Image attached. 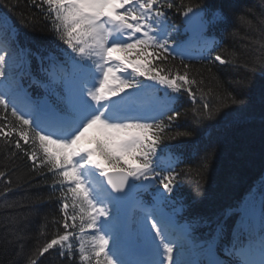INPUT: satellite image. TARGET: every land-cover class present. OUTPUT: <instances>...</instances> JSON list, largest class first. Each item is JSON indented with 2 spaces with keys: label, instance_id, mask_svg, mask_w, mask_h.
Instances as JSON below:
<instances>
[{
  "label": "snow or ice",
  "instance_id": "snow-or-ice-1",
  "mask_svg": "<svg viewBox=\"0 0 264 264\" xmlns=\"http://www.w3.org/2000/svg\"><path fill=\"white\" fill-rule=\"evenodd\" d=\"M28 4L50 22L59 43L17 54L13 46L19 30L0 17V142L6 156L22 153L33 171L51 174V193L59 192L62 213L56 223L64 231L39 245L26 264H38L45 254L72 260L77 252L81 264H200L185 258L186 245L203 248L205 264H264V212L257 232L249 205L242 204L229 210V217L235 216L230 228L226 220L217 222L208 240L194 244L191 226L177 227L165 211L186 179L194 181L199 195L216 155L215 146H205L197 153L195 168L181 167L188 146L171 142L192 140L242 103L238 94L250 89L257 75L264 76V44L251 63H241L235 53L225 55L206 33L209 26L227 22L228 13L221 7L209 16L204 5L184 0ZM6 6L14 10L19 0H7ZM173 8L184 17L185 31H192L208 53L197 59L244 68L247 75L233 81L231 90L211 75V68L207 78L192 75L182 55L187 42L177 41L179 28L169 23L167 10ZM20 16L23 27H34V16ZM233 18L249 26L255 19L264 28V0L257 17L242 11ZM176 55H181L183 71L167 66ZM156 85L164 89L162 95ZM182 94L191 101L190 114L176 106ZM7 177L0 171L5 184L0 197L13 191L14 182ZM141 191H150L152 200L140 199ZM130 208L139 215L130 218ZM26 215L0 221V253L24 238L27 225L19 221ZM228 235L221 256L216 249ZM22 251L21 245L17 255Z\"/></svg>",
  "mask_w": 264,
  "mask_h": 264
},
{
  "label": "trees",
  "instance_id": "trees-1",
  "mask_svg": "<svg viewBox=\"0 0 264 264\" xmlns=\"http://www.w3.org/2000/svg\"><path fill=\"white\" fill-rule=\"evenodd\" d=\"M15 2V0H12ZM179 3V0H175ZM7 0H0L2 8L24 32V37L30 44H47L54 37L51 26L43 14L28 4V0H19V6L14 10L6 6ZM184 3H199L208 6L223 7L228 13L225 23L216 24L210 28L212 34L220 33V47L225 55L235 53L240 62L251 63L259 54L257 49L264 44V28L254 19L249 26L234 20L233 14L247 12L251 17H257L260 12V0H184ZM21 12L28 17H35L34 27L25 28L21 23ZM169 19L178 28H185L182 15L173 8L168 11ZM234 30L236 34L233 35ZM180 30L176 35L179 38ZM222 37L224 38L223 42ZM187 64L186 62H184ZM190 71L197 79L207 78L211 75L218 77L224 88L232 89V82L247 75L244 68L232 65L221 66L217 63L191 62ZM183 71L181 61L176 58L169 60L167 65ZM242 103L226 110L217 120L210 122L201 129L192 140H181L179 143L187 145L190 158L188 167L195 168L197 153L205 146L213 145L216 149L215 158L205 175L203 187L199 195L192 179L183 181L182 188L189 199L192 211L200 217L214 221L228 210H233L243 195L253 186L260 183L264 174V76L257 75L250 89L239 93ZM191 104L184 111H189ZM23 143V142H21ZM191 156V155H190ZM0 171H6L9 179L14 183L13 191L7 197H0V221L14 219L18 214L26 213L20 218V223L26 224V234L22 240L5 246L6 251L0 253L3 264H26V258L35 249L50 240L58 228L59 216L57 206L51 193V176L44 170H32V162L23 154L14 158L6 156V149L0 142ZM43 171L45 174H39ZM5 187L0 180V189ZM51 194V199L49 196ZM42 197L43 199H39ZM39 200V203H36ZM16 202L22 207L7 208L6 204ZM32 208V211L29 209ZM229 213V211H228ZM4 234L3 225L0 224V236ZM2 243V241H0ZM22 245L23 251L17 255ZM38 264H70L60 259H54L51 254L39 259Z\"/></svg>",
  "mask_w": 264,
  "mask_h": 264
}]
</instances>
